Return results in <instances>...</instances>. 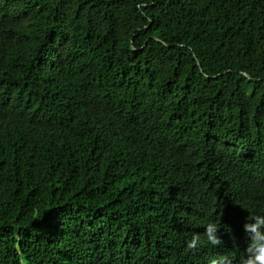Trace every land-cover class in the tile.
I'll return each mask as SVG.
<instances>
[{
	"label": "trees",
	"instance_id": "1",
	"mask_svg": "<svg viewBox=\"0 0 264 264\" xmlns=\"http://www.w3.org/2000/svg\"><path fill=\"white\" fill-rule=\"evenodd\" d=\"M260 216L264 0H0V264H242Z\"/></svg>",
	"mask_w": 264,
	"mask_h": 264
},
{
	"label": "clouds",
	"instance_id": "2",
	"mask_svg": "<svg viewBox=\"0 0 264 264\" xmlns=\"http://www.w3.org/2000/svg\"><path fill=\"white\" fill-rule=\"evenodd\" d=\"M244 231L251 235L249 246L250 255L242 261V264H264V216L255 219L254 223L246 222ZM205 235L208 243L213 246L220 245L222 240L218 236V226L214 222H209L205 228ZM200 244V237L194 235L188 242L187 248L195 250Z\"/></svg>",
	"mask_w": 264,
	"mask_h": 264
}]
</instances>
